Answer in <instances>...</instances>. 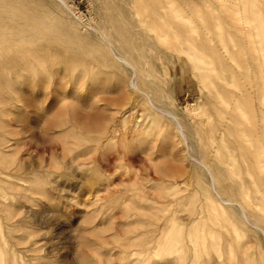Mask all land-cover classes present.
I'll use <instances>...</instances> for the list:
<instances>
[{
	"label": "rangeland",
	"instance_id": "rangeland-1",
	"mask_svg": "<svg viewBox=\"0 0 264 264\" xmlns=\"http://www.w3.org/2000/svg\"><path fill=\"white\" fill-rule=\"evenodd\" d=\"M64 1L72 13L58 0H28L47 11L53 49L20 46L15 65L0 67V259L167 264L161 251L141 256L145 233L158 226L160 243L178 229L199 253L221 242L224 264H264V221L252 214L256 228L238 213L256 197L237 187L253 180L231 154V128L221 129L232 119L228 106L252 97L247 57L264 30V0H170L163 14L173 26L167 38L150 39L152 48L129 35L133 0H113L111 47L96 33L103 0ZM118 56L151 102L129 90L132 70Z\"/></svg>",
	"mask_w": 264,
	"mask_h": 264
},
{
	"label": "bare ground",
	"instance_id": "bare-ground-1",
	"mask_svg": "<svg viewBox=\"0 0 264 264\" xmlns=\"http://www.w3.org/2000/svg\"><path fill=\"white\" fill-rule=\"evenodd\" d=\"M68 11L70 8L64 0H58ZM133 4L137 6L134 13L135 21L129 26L130 36H140L144 40V47H154L150 39L159 42L168 37L173 23L166 22L164 9L170 5V0H133ZM243 2L245 0H242ZM253 4L257 1L251 0ZM107 0H103L102 10L104 17L96 33L99 35V40L104 41L108 47L111 44L108 40V35L114 33L113 26L116 23V18H113L111 13L118 9ZM71 12V11H70ZM46 10H37L29 8L28 0H0V67L6 68V65L12 67L16 61L15 56H22L25 52L14 50L15 48L34 46L36 52L48 53L52 48L47 38L52 34V30L48 28V15ZM72 13V12H71ZM66 17H63L61 22ZM111 25V26H110ZM112 27V28H111ZM178 29L184 28L181 24L177 25ZM243 31H245L243 29ZM115 34V33H114ZM206 36H213L216 41H221L225 34H221L220 30L213 32L208 29L204 32ZM245 33L240 34L241 41ZM258 38L250 44L251 49L247 57V62L250 68V91L252 97L247 105L237 106L238 110L230 105V116L232 119L227 120L225 125H221L223 131L228 130V134L234 137V147L231 154L238 153L239 162L237 167L242 172V175L252 179V185L244 186L241 184L237 187L242 195L248 189L249 192L255 195V200L245 211L239 205V216L250 221L253 226L251 216L256 215L264 221V30L260 29ZM242 53V52H241ZM123 65L129 66L132 70L133 78L129 80L127 86L131 92L142 93L146 96L148 102H151L149 95H146L140 90L137 85V71L134 66L129 64L126 59L118 56L116 58ZM5 64H4V63ZM167 117L175 124L177 132L185 139L184 130L178 117L173 112L166 111ZM215 140H211V145ZM196 164L205 168L204 164L199 159H193ZM231 163H236V159L231 158ZM211 177L213 194L219 198L222 204L232 205V201L222 197L215 188L213 175L206 169ZM254 218V217H253ZM9 221V219H7ZM15 226L14 223H6V227L11 231ZM11 227V228H10ZM256 227V226H255ZM257 228V227H256ZM177 231V232H175ZM181 231L173 230L176 239H170L169 243H160L158 240L165 236L158 226L150 229L145 233L142 246L144 252L141 255L144 258H152L156 252L161 251L166 256L172 258L167 264H224L230 261V258L223 253V245L221 242L211 245L209 248L202 250L200 253L194 249L200 244L183 243L181 242ZM186 237V235L184 236ZM174 238V237H171ZM5 256V255H4ZM0 264H7L6 259H0Z\"/></svg>",
	"mask_w": 264,
	"mask_h": 264
}]
</instances>
